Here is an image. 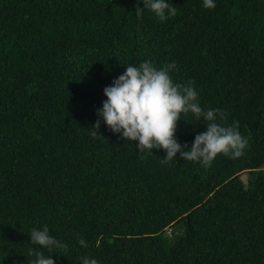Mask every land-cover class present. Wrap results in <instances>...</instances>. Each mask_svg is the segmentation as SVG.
Masks as SVG:
<instances>
[{
	"label": "trees",
	"instance_id": "1",
	"mask_svg": "<svg viewBox=\"0 0 264 264\" xmlns=\"http://www.w3.org/2000/svg\"><path fill=\"white\" fill-rule=\"evenodd\" d=\"M169 2L161 21L142 0H0V264H31L44 224L68 245L56 264H264V0ZM142 59L238 121L244 155L205 169L103 122L93 136L105 86ZM181 118L190 146L206 124Z\"/></svg>",
	"mask_w": 264,
	"mask_h": 264
},
{
	"label": "clouds",
	"instance_id": "2",
	"mask_svg": "<svg viewBox=\"0 0 264 264\" xmlns=\"http://www.w3.org/2000/svg\"><path fill=\"white\" fill-rule=\"evenodd\" d=\"M142 3L143 8L140 4L135 8L137 17L145 10L161 21L177 15V8L169 0H142ZM202 6L212 9L216 0H202ZM123 65L125 70L103 90L107 98L96 110L98 119L90 128L93 136L100 135L98 129L103 122L120 138L134 141L142 155L153 154V149H163L166 155L162 163L176 159L179 153L184 160L198 162L205 169L211 167L220 154L233 159L244 155L249 137L242 135L239 122L233 120L226 124L227 114L223 109L203 108L192 82H175L171 75L176 68L175 62L158 67L151 60L142 59L139 64ZM189 113L206 124V130L197 133L190 146L187 142L180 143L175 135L178 121ZM28 234L30 243L40 246L29 250L35 256L31 264H56L50 254H60L59 250L68 248L66 242L51 234L47 224L33 227ZM76 236L81 247L89 246L83 236L79 233ZM77 259L79 264H100L97 258L89 255Z\"/></svg>",
	"mask_w": 264,
	"mask_h": 264
},
{
	"label": "rangeland",
	"instance_id": "3",
	"mask_svg": "<svg viewBox=\"0 0 264 264\" xmlns=\"http://www.w3.org/2000/svg\"><path fill=\"white\" fill-rule=\"evenodd\" d=\"M242 179L243 181H245V183H247V174L246 173H242ZM184 230V225L181 223L178 226H176L175 231H176V235L180 236L183 233Z\"/></svg>",
	"mask_w": 264,
	"mask_h": 264
}]
</instances>
